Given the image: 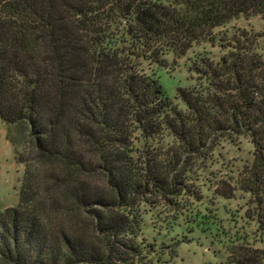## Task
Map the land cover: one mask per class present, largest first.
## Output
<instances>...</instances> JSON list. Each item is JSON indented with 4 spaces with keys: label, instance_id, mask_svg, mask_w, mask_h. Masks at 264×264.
Returning a JSON list of instances; mask_svg holds the SVG:
<instances>
[{
    "label": "trees",
    "instance_id": "trees-1",
    "mask_svg": "<svg viewBox=\"0 0 264 264\" xmlns=\"http://www.w3.org/2000/svg\"><path fill=\"white\" fill-rule=\"evenodd\" d=\"M256 17L264 0H0V119L25 166L19 204L0 213V264H128L142 255L139 207L181 196L223 143L251 141L259 191L264 34L202 60L179 90L185 110L160 76L170 56ZM72 213L103 250L63 228Z\"/></svg>",
    "mask_w": 264,
    "mask_h": 264
},
{
    "label": "rangeland",
    "instance_id": "rangeland-1",
    "mask_svg": "<svg viewBox=\"0 0 264 264\" xmlns=\"http://www.w3.org/2000/svg\"><path fill=\"white\" fill-rule=\"evenodd\" d=\"M238 34H264V18L235 20L215 30L213 39L195 44L185 57L168 58L161 83L175 105L186 109L179 90L197 83L194 68L202 60L218 63L228 52L223 46H231ZM7 135L0 119V213L17 207L25 176ZM254 164L250 140L223 143L210 161L194 163L181 196H149V204L139 207L142 255H130L128 264H264V186L248 191L250 181L255 184ZM66 218L63 228L72 237L97 251L105 248V238L94 234L90 220L74 213Z\"/></svg>",
    "mask_w": 264,
    "mask_h": 264
}]
</instances>
